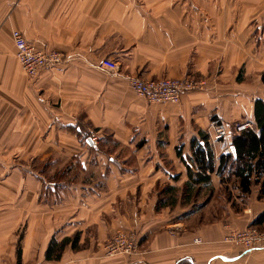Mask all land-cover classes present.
Returning <instances> with one entry per match:
<instances>
[{
  "label": "crops",
  "instance_id": "obj_1",
  "mask_svg": "<svg viewBox=\"0 0 264 264\" xmlns=\"http://www.w3.org/2000/svg\"><path fill=\"white\" fill-rule=\"evenodd\" d=\"M15 30L71 61L29 79ZM106 59L117 72L100 67ZM263 74L264 0H0V264H264V249L229 248L221 223L198 224L202 208L182 205L192 140L212 135L214 117L254 125ZM128 77L205 85L180 104L157 105ZM108 146L132 159L115 161L103 152ZM214 151L219 157L220 147ZM48 160L51 174L71 172L60 196L53 188L45 199L34 169ZM165 186L179 189V202L157 211ZM217 186L213 174L200 193ZM259 196L254 186L247 225L264 212ZM221 215L235 213L229 207ZM122 230L141 232L145 248L107 258L105 242ZM76 233L83 249L46 260L53 237Z\"/></svg>",
  "mask_w": 264,
  "mask_h": 264
},
{
  "label": "trees",
  "instance_id": "obj_2",
  "mask_svg": "<svg viewBox=\"0 0 264 264\" xmlns=\"http://www.w3.org/2000/svg\"><path fill=\"white\" fill-rule=\"evenodd\" d=\"M262 84L264 86V74L262 75ZM77 133H81V128H76ZM82 137L86 142L92 138L91 135ZM200 139H193L191 142V157L183 159L186 166L188 182L184 184L182 190V205H190L192 200L196 198L203 186H208L211 183V176L216 174L220 178L221 185L228 188L232 184L233 188L238 192V198L246 199L253 191L254 186L260 188V200H264V98H259L254 104V125L252 129L246 130L241 134L232 136V146L235 148L236 155H220L217 157L214 148L210 144L209 135L201 134ZM182 158L180 149L177 152ZM53 165L52 160L40 163L34 171L36 176L44 183L43 197L46 199L55 189L57 191L66 187L64 179L71 172L70 167L56 171L54 174L49 172ZM81 164H79L80 166ZM82 167V165H81ZM177 177V176H176ZM175 177V178H176ZM69 183L76 182L75 176L73 179L67 180ZM225 188V189H226ZM178 190V191H177ZM213 191L212 189L210 190ZM178 193V195H177ZM52 195V194H51ZM60 196V193L57 194ZM179 202V189L174 186H165L160 194L156 207L157 211L163 208L170 207L174 209ZM206 204H208L206 202ZM203 206H200V208ZM264 225V212L252 223V226L261 227ZM130 231V230H124ZM140 238L141 235L135 231ZM81 235L76 233L72 237H66L58 241L53 237L48 245L45 258L47 261H60L67 247H71L74 251L83 249L79 245ZM20 248L18 250L20 256ZM132 258V257H130Z\"/></svg>",
  "mask_w": 264,
  "mask_h": 264
},
{
  "label": "built area",
  "instance_id": "obj_3",
  "mask_svg": "<svg viewBox=\"0 0 264 264\" xmlns=\"http://www.w3.org/2000/svg\"><path fill=\"white\" fill-rule=\"evenodd\" d=\"M16 58L29 79H36L43 71L52 70L71 61L60 52H46L28 41L25 34L15 30L12 33ZM100 67L108 72L115 73L119 66L109 59L103 60ZM132 90L149 104H180L185 93L201 90L205 82L185 79H156L144 80L137 77L126 78ZM212 135H209V142L212 147L219 146L218 155L232 154V136L241 134L253 128L252 122H241L230 125L220 117H214L210 125ZM94 145H97L93 139ZM226 242L242 245L245 250L264 249V232L255 228H249L244 232H232L226 238ZM196 244H202V240L196 239ZM104 252L107 258L133 257L140 254V238L135 231H120L108 239L104 244Z\"/></svg>",
  "mask_w": 264,
  "mask_h": 264
},
{
  "label": "rangeland",
  "instance_id": "obj_4",
  "mask_svg": "<svg viewBox=\"0 0 264 264\" xmlns=\"http://www.w3.org/2000/svg\"><path fill=\"white\" fill-rule=\"evenodd\" d=\"M103 152H108L109 154L113 155L115 161L120 160V162H123L125 158L132 159V157L128 153L120 152L119 150L115 153H112L111 146L105 147ZM109 154H107L106 156H111ZM107 157L105 158L108 159ZM217 188L218 190H216ZM225 188L226 187L223 186H217L215 189L212 187V192L208 189V191L204 194L203 192H201L196 198H194L193 202L194 204H197V207L203 206L201 207L203 212H200L199 216L196 217V220L198 224H210L216 222L221 223L223 225L224 232V237L222 238L224 245H227L229 246V248L235 249L238 252L245 249V247L242 245L226 242V238L230 236L232 232H244L249 228H255L258 231L264 232V229L262 227L247 225V219L245 218L246 214H243V210L246 209L245 206H247L245 205V203L249 205L248 201L246 202L247 198H238V192L233 188L232 184L229 185L228 188ZM206 202L208 204H206ZM196 206H193V208H195ZM229 207H231L232 211L235 213L231 220L228 218V216L224 217L223 215H221L222 211ZM196 226L197 225L195 224L194 227ZM139 234L141 235V232H139ZM203 241V243H206L205 240ZM144 243L145 242H143L142 238L140 242L141 252L143 250L142 247L145 248Z\"/></svg>",
  "mask_w": 264,
  "mask_h": 264
},
{
  "label": "water",
  "instance_id": "obj_5",
  "mask_svg": "<svg viewBox=\"0 0 264 264\" xmlns=\"http://www.w3.org/2000/svg\"><path fill=\"white\" fill-rule=\"evenodd\" d=\"M88 144L93 146L94 143H93V139L92 138L88 139ZM232 154H233V156L236 155V151H235L234 147H232Z\"/></svg>",
  "mask_w": 264,
  "mask_h": 264
}]
</instances>
